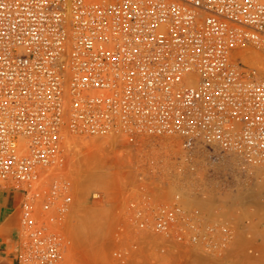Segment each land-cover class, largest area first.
Returning a JSON list of instances; mask_svg holds the SVG:
<instances>
[{
    "label": "built area",
    "instance_id": "obj_1",
    "mask_svg": "<svg viewBox=\"0 0 264 264\" xmlns=\"http://www.w3.org/2000/svg\"><path fill=\"white\" fill-rule=\"evenodd\" d=\"M253 49L264 53V0H0V185L24 193L14 264H64L71 134L114 137L105 145L134 157L138 178L115 187L116 260L148 245L227 254L235 221L184 199L206 198L202 171L223 177L232 159L264 203V63L245 61ZM161 139L172 144L157 155ZM165 169L174 180L155 181Z\"/></svg>",
    "mask_w": 264,
    "mask_h": 264
},
{
    "label": "rangeland",
    "instance_id": "obj_2",
    "mask_svg": "<svg viewBox=\"0 0 264 264\" xmlns=\"http://www.w3.org/2000/svg\"><path fill=\"white\" fill-rule=\"evenodd\" d=\"M89 139L92 140V138ZM88 151L85 153L82 151L81 153L76 152L68 171L69 175H73L70 177L75 183L74 191L76 194L74 207H72L68 217L65 218V222L62 224V233L66 237L67 245L64 264H264V203L260 201L261 193L259 190H252L253 187L245 186L242 179L236 177L234 170L229 171V168L225 165L218 167V170H222V175H225L223 177L213 175L208 170L202 171L200 182L211 185V182L207 180L208 176H211L217 181V185L210 186L212 190H208L206 198L197 197L196 199L207 201L202 203L204 207H207V210H212V213L218 200L219 203L221 202L220 205L223 206V217L231 216L233 221L237 217L238 222L235 221V223L239 234L227 254L224 256L208 255L190 246L174 252L173 250L148 245L128 257L124 263H120L113 256V252L117 248L114 238L117 228V214L114 203L122 199V196H119L120 191L116 190L115 187L131 178L136 180L138 172L131 165V160L122 155L121 151L112 149L103 153L98 148L94 153ZM86 153L88 156L91 154L92 158L88 157ZM95 155L96 160L93 159ZM165 170V172L162 170L160 174L155 175L154 180L157 182L174 180L175 172L173 171L171 174L172 170ZM183 182L186 185H193L191 181L184 180ZM230 182H233V185H230ZM94 190L104 191L106 196L102 203L91 199L90 196ZM4 191L11 192L12 196L9 198L13 200V206L3 208V201L8 197L4 194L0 195V264H14L17 244L22 233L20 220L24 195H18V192H20L18 190L0 185V192ZM256 191L260 194H257ZM186 198L190 201L192 195ZM193 198L195 199V196ZM229 211L234 213V216ZM248 215H251V217H248ZM247 217L257 222L246 224L244 219H247ZM2 239L5 242L2 243ZM7 247L8 249H6Z\"/></svg>",
    "mask_w": 264,
    "mask_h": 264
},
{
    "label": "bare ground",
    "instance_id": "obj_3",
    "mask_svg": "<svg viewBox=\"0 0 264 264\" xmlns=\"http://www.w3.org/2000/svg\"><path fill=\"white\" fill-rule=\"evenodd\" d=\"M244 59H245V61L247 60L248 62H251V61H254V63L255 64H257V63H259V64H263L264 63V53L263 52H261V51H259V50H257V49H253L249 54H246V55H244ZM74 134L72 135H70V144H71V146L72 147H75L76 146V150H78L79 151V153H81V151L83 152V153H85L86 151H88L89 153L90 152H95L96 151V149L98 148V149H101V151L103 152V153H105V152H107V150H111V149H113V147H114V143H112V142H114L115 141V138L114 137H108V136H105V137H97V138H93V137H89V138H92V140L91 139H89V138H80V137H75L76 138V140H73L72 138H74ZM72 137V138H71ZM113 140H112V139ZM162 141H163V145L162 146H158L157 148H161V150L162 151H157V152H155V154H157V155H159V154H161V153H163L164 151H165V149H167L168 147H170L171 146V142H168V141H166L165 139H161ZM109 141V143H111V145L113 146H109V145H105L106 144V142H108ZM125 141H123V143H124ZM72 143H75V145H73ZM90 147H91V149H90ZM115 148V147H114ZM85 150V151H84ZM93 150V151H92ZM168 150V149H167ZM77 151V152H78ZM122 151V150H121ZM87 152V153H88ZM130 152H131V150H130ZM130 152L129 151H124V152H121V154L122 155H124L125 157H128L129 158V160H131L130 158H134L133 157V155H132V153H131V155H130ZM86 153V154H87ZM102 154V153H101ZM80 155V154H79ZM99 155V154H98ZM83 156V155H82ZM86 156V155H85ZM87 156H88V154H87ZM156 156V155H155ZM84 157V156H83ZM88 157H90V158H92V156H91V154H90V156H88ZM95 157H96V155L95 156H93V159L94 160H96L95 159ZM86 158V157H85ZM101 158H103V157H101ZM232 158V157H231ZM92 159V160H93ZM72 160H73V158L71 159V161H70V163H69V165H70V168H71V163H72ZM92 160H87V161H89V162H91ZM100 160H103V159H100ZM99 161V160H98ZM97 161V162H98ZM131 162H134V160H131ZM92 164V163H91ZM90 164V165H91ZM96 164V163H95ZM225 166H227L228 168H229V171H231L232 172V170H234L233 169V167H234V163H233V161H232V159L231 160H228V161H226L225 162ZM90 168V167H89ZM96 168V167H95ZM90 170V169H89ZM92 170V169H91ZM78 171H79V169H78ZM76 172V171H75ZM90 172V171H89ZM79 173V172H78ZM74 174V173H73ZM227 174V173H226ZM67 175H68V177H69V179L70 180H72L71 179V175H69V172L67 173ZM80 175V174H79ZM89 175V174H88ZM130 175V174H129ZM73 176V175H72ZM75 176H76V173H75ZM125 176V175H124ZM209 178H207V180L208 181H210L211 182V185H208V184H206L205 185V187H210V186H212V185H217V181L216 180H214L211 176H208ZM128 179V178H127ZM130 179V178H129ZM133 180V178H131L130 180H128V181H125V182H123V183H121V184H119L118 185V187H120V188H123L124 186H126L128 183H129V181H132ZM176 180V179H175ZM90 182H91V180H89ZM93 182V181H92ZM73 184H74V187H75V183H74V181H73ZM235 184V183H234ZM107 185V184H106ZM224 186V185H223ZM240 186V185H239ZM227 189V188H226ZM75 190V189H74ZM18 191H20V190H18ZM260 191V190H259ZM20 192H22V191H20ZM257 192V191H256ZM22 194L24 195V193L22 192ZM212 194V193H211ZM210 194V195H211ZM257 194H260V193H258L257 192ZM168 195H170V193H168ZM198 196V195H197ZM208 196V195H207ZM223 196V195H222ZM24 197V196H23ZM187 201H189V200H187V198L186 199H184V202L186 203V205L188 206L189 204H188V202ZM99 203H102V201H98ZM116 203H114L115 204V206H116V208L118 209V210H120L122 207L121 206H117V202L118 201H115ZM191 202V205H193V206H198V207H201V208H203L206 212H207V214L208 215H210L212 218L213 217H218V216H220V217H222L223 216V212H222V208H223V206L222 205H220V203L218 202V200L216 201V203H215V207H214V212L212 213L210 210H207V207L205 206L204 207V205H203V203L202 202H205V201H203V200H200V199H196V197H195V199L192 197V200L190 201ZM207 202V201H206ZM205 202V203H206ZM213 203H214V201H213ZM207 205H208V203H207ZM226 207H228V206H226ZM212 208V207H211ZM91 210V209H90ZM229 213L231 214V215H233L234 216V213H232L231 211H229ZM100 214V213H99ZM117 214V213H116ZM115 214V215H116ZM218 214V215H217ZM228 216V215H227ZM85 217V216H84ZM89 217V216H88ZM248 217H251V215H248ZM247 217V218H248ZM90 218H92V217H90ZM227 218H232L233 219V217H227ZM96 219V218H95ZM79 220V219H78ZM86 221V220H85ZM236 223L238 222V219H237V217H236ZM244 222L247 224V219L245 218L244 219ZM255 222H257V221H253V220H251L250 221V223H255ZM90 223V222H89ZM100 223V222H99ZM236 223L234 222V224L236 225ZM258 224V223H257ZM89 225V224H88ZM254 226V225H253ZM257 226V225H256ZM237 227V226H236ZM243 227H244V225H243ZM255 227V226H254ZM253 227V228H254ZM245 228V227H244ZM252 228V229H253ZM251 229V228H250ZM249 229V230H250ZM257 229V228H256ZM255 230V229H254ZM95 232H96V230H94ZM252 231V230H251ZM238 227H237V237H238ZM86 235V234H85ZM150 239V240H149ZM161 238H158L157 236H155V235H153V236H150V237H148L147 239H146V241H150L151 243L153 242V243H158L159 241L158 240H160ZM237 240V239H236ZM236 240L234 241V243L236 242ZM238 242V241H237ZM90 246V245H89ZM92 246V245H91ZM242 246V245H241ZM193 248V247H192ZM158 249V248H157ZM193 249H195V248H193ZM196 250V249H195ZM159 251V250H158ZM241 256V255H240Z\"/></svg>",
    "mask_w": 264,
    "mask_h": 264
},
{
    "label": "crops",
    "instance_id": "obj_4",
    "mask_svg": "<svg viewBox=\"0 0 264 264\" xmlns=\"http://www.w3.org/2000/svg\"><path fill=\"white\" fill-rule=\"evenodd\" d=\"M18 193H19L18 195L22 194V192H18ZM3 194L6 195V197H8V198L5 199V201H3L2 207L3 208H5L6 206L8 208L12 207L13 206V203H12L13 200H11V198H9L10 196H12L11 192L10 191L0 192V195H3ZM1 242L2 243L5 242L4 239H2ZM7 246H8V243H7ZM6 249H8V247Z\"/></svg>",
    "mask_w": 264,
    "mask_h": 264
}]
</instances>
